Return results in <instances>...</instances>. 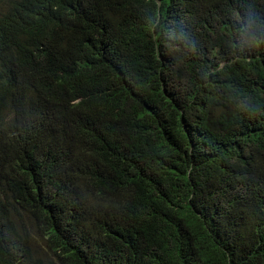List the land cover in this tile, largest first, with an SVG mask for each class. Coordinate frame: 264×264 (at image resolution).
I'll return each mask as SVG.
<instances>
[{
	"label": "trees",
	"instance_id": "trees-1",
	"mask_svg": "<svg viewBox=\"0 0 264 264\" xmlns=\"http://www.w3.org/2000/svg\"><path fill=\"white\" fill-rule=\"evenodd\" d=\"M0 41V264H264V0H0Z\"/></svg>",
	"mask_w": 264,
	"mask_h": 264
},
{
	"label": "rangeland",
	"instance_id": "rangeland-1",
	"mask_svg": "<svg viewBox=\"0 0 264 264\" xmlns=\"http://www.w3.org/2000/svg\"><path fill=\"white\" fill-rule=\"evenodd\" d=\"M11 117V114L5 117L8 120ZM17 213L19 216V221L21 220L24 227L28 230L31 236V242L33 249L35 250L34 253L36 255H40L43 258H54L53 252L46 246L45 238L41 235L40 231L38 230L36 224L32 217L25 211L23 208L18 207Z\"/></svg>",
	"mask_w": 264,
	"mask_h": 264
},
{
	"label": "clouds",
	"instance_id": "clouds-1",
	"mask_svg": "<svg viewBox=\"0 0 264 264\" xmlns=\"http://www.w3.org/2000/svg\"><path fill=\"white\" fill-rule=\"evenodd\" d=\"M1 46H2V47H1ZM3 46H4L5 50H7V49H6V45H5L4 43H1V41H0V47L4 50Z\"/></svg>",
	"mask_w": 264,
	"mask_h": 264
}]
</instances>
